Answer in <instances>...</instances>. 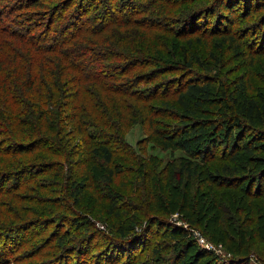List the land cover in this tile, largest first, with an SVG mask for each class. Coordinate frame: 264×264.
<instances>
[{
	"label": "trees",
	"instance_id": "trees-1",
	"mask_svg": "<svg viewBox=\"0 0 264 264\" xmlns=\"http://www.w3.org/2000/svg\"><path fill=\"white\" fill-rule=\"evenodd\" d=\"M199 1L59 0L47 10L35 12L43 7V0H0V264H16L25 249L38 250L41 242L37 237L42 234L37 236L33 227L47 230L54 226L51 233L57 235L59 245L65 244L72 228L83 233L86 227V222L66 219L52 211L58 206L73 212L71 204H79L88 187L86 174L80 179L70 167L66 169L62 177L66 196L72 200L66 206L41 208L42 201L36 200L33 205L38 207H30L29 198L21 192L48 171L63 170L75 157H83L81 164L94 158L111 166L116 155L129 163L122 167L126 161L119 159L108 172L99 175L100 181L112 185L116 176H141L139 167L142 169L148 202L145 214L140 207L137 211L143 216L151 212L144 231L150 226L162 229L166 223L163 225L158 218L180 209L187 222L209 240L224 243L233 254L226 264H249L252 254L264 264V155L258 154L264 153V129L256 127L258 123L264 125V96H251L247 81L239 78L235 84L242 97L239 109L234 115L212 120L210 131L199 129L185 113L190 103L203 109L212 99L213 85L211 76H189L196 75L191 71L193 64L207 69V73L212 68H207L210 64L206 59L190 55L191 38L179 45L178 58L164 57V53L169 54L167 43L169 50L174 49V39L186 37L180 32L199 33L209 18L216 21L212 32L217 28H222L221 33L232 32L234 17L238 16L235 8L244 2L241 11L245 17L251 15L250 0H212L197 8L195 2ZM150 35L159 38V44L152 43ZM229 40L233 42L234 37ZM169 55L174 56L171 51ZM176 63L190 69L188 74L150 85L178 69ZM147 66L152 70L135 72ZM170 96L176 97L183 114L177 116L178 123L164 130L156 128L153 118L166 116L174 109L166 100ZM155 100L161 101L160 108L151 104ZM139 117L146 120L147 129L161 140L164 149L180 150L200 165L221 158L224 161L217 168L205 170L180 165L174 172L182 178L179 183L185 179L183 175H196L202 180L195 193L151 203L153 176L166 178L176 163L168 161L159 170L150 158L140 160L133 152L125 135ZM218 129L224 130L220 136L212 132ZM248 132L253 134L251 138ZM36 152L40 153L32 156ZM242 154L245 158L241 160ZM26 156L29 160L23 161ZM201 185L207 188L201 190ZM119 197L112 194L108 199L107 212L114 217L122 215L116 211L122 207ZM124 225L116 228L120 241L134 245L121 252L93 254V264H124L123 260L130 258L132 264H199L207 256L218 261L212 251L198 248L196 243L191 247L199 252L191 263H186L191 247L173 251L160 260L159 244L150 247L152 240L147 238L136 242L141 234L137 227L130 225L133 230L127 232L130 226ZM82 251L73 252L78 263ZM91 251L87 246V253ZM141 253L145 256L140 259Z\"/></svg>",
	"mask_w": 264,
	"mask_h": 264
},
{
	"label": "rangeland",
	"instance_id": "rangeland-1",
	"mask_svg": "<svg viewBox=\"0 0 264 264\" xmlns=\"http://www.w3.org/2000/svg\"><path fill=\"white\" fill-rule=\"evenodd\" d=\"M59 0H43L44 5L40 7L35 12L45 11L52 6V2ZM212 0H202L195 2L197 8H203L206 4L211 3ZM244 2L241 5H238L235 8L237 13L234 17V26L233 31L227 33V31L221 33L222 28H217L215 32H212L216 27V21L214 18H209L208 24L203 30L199 33L190 34L188 31L180 32V34H185L186 37L174 39V43L177 44L174 49L169 50L174 56L164 53L166 59L172 60L173 58H178L180 56L179 45L184 44L187 38H191V42L188 44L190 55L199 56L201 60H207L210 64L207 68H212L209 70L211 73H207V69H203L198 64L192 65V70L196 75H191L189 77L195 78H204L206 76H211L209 79L212 82V99L208 104L202 109L196 107L194 104L190 103L189 112L185 113L187 115V120L189 122H195L196 126L201 129L202 127L205 130L210 131L208 124L213 123L212 120H217L224 118L228 115H234V112L239 109V103L242 101V97L237 93V87L235 86L239 78H243L247 81L248 92L251 96L263 95L264 96V0H250V11L251 15L245 17V13L241 10L244 8ZM248 11V12H250ZM242 12V13H241ZM198 23V22H197ZM198 25L202 24L199 22ZM197 25V26H198ZM1 27V26H0ZM179 29L178 27H176ZM173 32H175L173 30ZM176 33V32H175ZM2 34V33H1ZM133 35L135 33H132ZM234 37V41L230 42L229 38ZM149 40L154 44H159L161 41L159 38L154 35H150ZM221 45H218V44ZM173 48V47H172ZM164 52V51H163ZM179 63H176L175 71L173 73H168L158 78L155 81H152L150 85L160 83L164 80H170L171 78H179L180 76L187 75L190 71L179 67ZM175 66V65H173ZM152 70V67L147 66L138 69L137 73L144 74ZM212 77H215L212 80ZM234 98L236 101H234ZM166 100L169 104H173L174 109L168 111V115L155 116L153 121L155 122L156 128L166 129L168 126H172L178 123V117L183 114V111L176 103V97H167ZM160 100L152 101L154 107L160 108ZM180 113V114H178ZM241 122L245 123L244 117L240 116ZM129 122V120H127ZM246 127H249L246 125ZM259 130L264 129V125L258 123L256 126ZM224 130H214L213 134L220 136ZM247 136L251 138L253 134L250 135L248 132ZM77 140V139H76ZM126 142L134 149L133 152L139 156V159L150 158L149 162L157 167L159 170L164 166L168 161H173L176 164L172 165V168L168 170V176L166 178H159V176H153L152 183V199L151 203L158 202V200L167 201L169 198L178 199L182 195L192 196L195 193L199 183H202V180L197 178L196 175L188 177L183 175L185 178L181 183L178 180L182 179L181 176H176L175 173L179 171L180 165L185 167L196 168L198 170H205L207 168L214 169L221 165V162L224 159L213 160L206 164H198L189 159L185 154L173 148L164 149L162 147V142L157 137L151 135V132L147 129L146 120L139 117L138 122L131 123L127 134L125 135ZM264 144V141H262ZM40 152L34 153L39 154ZM84 154V152H82ZM264 155V153H258ZM85 155V154H84ZM24 157V156H22ZM91 157V156H90ZM30 156H26L22 160L28 161ZM83 158V157H82ZM81 159L73 158L70 161V165H64V169L55 168L48 171L47 174L41 175L33 183H31L27 190L21 192L24 198H29L31 204L30 207H38L35 204L36 200H41V208L45 206L49 208L54 204H61V206H66V204H71V199L67 198L66 193V182L62 176H65L66 169L70 167V172L72 174L77 173V177L82 179L84 174H86L85 182L87 184V189L80 198V202L77 205L71 204L72 213L63 210L65 207H54L52 211L59 216H63L66 219L74 217L79 219L81 222H86V227L83 229V233L72 228L74 232L71 231L70 237L64 242L65 244L59 245L57 235H53L51 230H54L55 227L52 226L49 229H43L44 227L40 226L37 228L33 227L36 235L42 234V236L37 237L41 243L38 244V250L34 249L24 250V256L20 255L16 264H93L94 258L91 256L93 254L108 253L109 250L120 252L125 249L127 250L130 245L123 243L121 237L118 236L116 228H120L125 223V228L127 226L137 227V233H141L140 237L136 242L141 241L143 238L147 240H152L150 247L156 246L159 244L162 249L161 259L171 254V252H176V250L184 251L188 247H191L192 244L196 243L198 248L204 249L203 245L200 243L201 240H204L206 245L213 247L218 251V253H213L217 256L216 259L212 260L210 256L205 257L200 261L199 264H226L232 257L233 254L229 252L224 245V243H216L209 240L200 229L193 227L190 223L187 222L183 213L180 212V209L169 213L167 216L159 217L164 226L162 229L158 226H150L146 231H144L145 224L149 223L147 216L151 215L150 211L147 216L139 215L137 208L140 207L141 211L146 210V205L148 200L146 194L144 193L143 188V172L141 170V176L138 174H133L130 177L127 174H122L116 176L114 183L105 184L100 181L99 175L101 173L108 172V169L111 166L119 162L120 156L116 155L112 165H108L102 160L98 159H86V163L81 164ZM245 155H240V159H244ZM137 160V158H136ZM36 161V160H35ZM46 161V160H43ZM126 161L122 167L129 163V160ZM128 161V162H127ZM39 162V159H38ZM67 163V162H65ZM74 163V164H73ZM175 172V173H174ZM173 173V174H172ZM172 174V175H171ZM190 180V183L188 182ZM130 182V183H128ZM132 182V183H131ZM177 186V189L176 187ZM207 187L204 186L201 190H205ZM112 194H118L119 204L122 205L121 209L116 211L122 212L120 217H114L113 215L108 214L107 207L109 203V197H112ZM169 194V197H168ZM177 196V197H174ZM180 196V197H179ZM64 199V203H62ZM60 201V202H59ZM66 201V202H65ZM126 202V204H124ZM64 204V205H63ZM47 215L43 213V216ZM156 219V220H158ZM255 219V216H254ZM127 229V232L133 230L132 227ZM68 227L64 226V230H68ZM143 231H141L142 229ZM37 229V230H36ZM57 229V228H56ZM136 233V234H137ZM183 233L185 235H183ZM230 234V237H234V234ZM50 236V239H47ZM43 238V239H41ZM205 245V246H206ZM87 246L92 248V251L87 253ZM158 246V247H159ZM196 247V248H197ZM191 247L189 249L190 255L186 257V263H191L196 255L198 248ZM75 250L87 253L89 255L84 256L82 253L80 255V263H78V258L75 255L73 258V252ZM254 250V249H253ZM72 256V257H71ZM145 256V253H141V258ZM150 256V255H149ZM92 258V259H91ZM124 264H132L133 260L127 259L123 260ZM132 261V262H131ZM216 262V263H215ZM117 264H121V261ZM154 264V263H150ZM185 264V263H183ZM249 264H261L260 262L254 259V255H251V260Z\"/></svg>",
	"mask_w": 264,
	"mask_h": 264
},
{
	"label": "built area",
	"instance_id": "built-area-1",
	"mask_svg": "<svg viewBox=\"0 0 264 264\" xmlns=\"http://www.w3.org/2000/svg\"><path fill=\"white\" fill-rule=\"evenodd\" d=\"M201 241H202V242H200V243L203 245V247H205L206 249H209L210 251H213L215 254L218 253V251H217L216 249H214L213 247L210 248L209 245L207 246V245L205 244L206 242H205L204 240H201ZM205 245H206V246H205Z\"/></svg>",
	"mask_w": 264,
	"mask_h": 264
}]
</instances>
